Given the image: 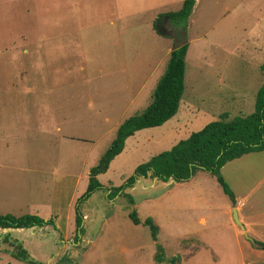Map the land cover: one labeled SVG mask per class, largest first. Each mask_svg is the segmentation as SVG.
I'll return each mask as SVG.
<instances>
[{"label": "rangeland", "instance_id": "obj_1", "mask_svg": "<svg viewBox=\"0 0 264 264\" xmlns=\"http://www.w3.org/2000/svg\"><path fill=\"white\" fill-rule=\"evenodd\" d=\"M181 3L0 0V215L52 220L0 229V264H172L155 260L156 243L174 264H229L213 253L232 233L230 216L234 223L215 176L198 169L164 181L135 168L223 112L231 119L254 111L264 84V0H197L184 27L165 20ZM162 21L166 35L156 30ZM183 42L175 117L128 137L86 196L118 125L151 103L168 51ZM176 117L186 124L173 125ZM220 173L237 195L264 179V150ZM146 217L158 226L156 241ZM190 232L211 245L185 258L198 243Z\"/></svg>", "mask_w": 264, "mask_h": 264}, {"label": "trees", "instance_id": "obj_2", "mask_svg": "<svg viewBox=\"0 0 264 264\" xmlns=\"http://www.w3.org/2000/svg\"><path fill=\"white\" fill-rule=\"evenodd\" d=\"M196 0H183L180 9L170 12L165 20L170 19L186 26ZM162 21L156 30L167 34ZM184 29V28H183ZM188 43L183 42L173 47L169 53L163 74L157 82L152 94L151 103L139 115L125 119L116 130V135L109 148L101 157L99 165L91 170V177L86 190V196L95 187L99 186L96 175L108 168L109 162L118 155L127 137L136 131L149 127L162 125L172 118L178 111L179 101L184 91L185 56ZM264 71V63L260 66ZM264 150V84L259 88L255 97L254 111L248 115L229 118L228 112L219 114L218 118L205 124L201 129L191 132L187 137L180 139L170 149L161 151L152 156L147 162L135 168V175H150L163 179L173 178L176 181L189 179L198 169H205L215 176L223 192L235 202L234 193L220 173L221 167L230 160L238 158L245 153ZM135 175L129 177L125 185H131ZM119 186L116 190H121ZM115 194V193H114ZM85 195V194H84ZM135 224L141 222L135 210L129 214ZM78 227L80 219L76 217ZM36 215L26 214L14 216L12 214L0 215V228H27L42 226L51 223ZM150 232L152 239L157 240L158 226L151 217L143 221ZM157 244L155 260L157 262L174 260L164 256L163 248ZM264 249V243L260 244Z\"/></svg>", "mask_w": 264, "mask_h": 264}, {"label": "crops", "instance_id": "obj_3", "mask_svg": "<svg viewBox=\"0 0 264 264\" xmlns=\"http://www.w3.org/2000/svg\"><path fill=\"white\" fill-rule=\"evenodd\" d=\"M196 2L197 0L195 1L194 7L196 6ZM188 48H189V44H188ZM170 51L171 49L168 51L167 54L168 57ZM261 71L264 72L263 70ZM189 112H190V105L186 106V111L182 115L183 116L182 119H184L186 114H188ZM180 121L181 120H179V118L176 117L175 120L173 121V125L178 124ZM166 122H168V120ZM166 122H164L163 124H165ZM180 123H181V127L186 124L184 123V121ZM251 153L252 152L245 153L238 158H241L243 156H248ZM228 162L229 161H227L221 167V171ZM253 173L254 170H251L252 175ZM263 180L264 179H260L249 187L247 186L242 187V189L239 192H237V195H234L235 202L232 203V201H230V205L227 204L228 207H226V209L224 210L225 214L226 213L230 214L232 212V208H235V210L237 211V216L241 221V223L243 224L247 234L256 242L255 244H253L251 241L247 240L243 236L242 230L239 229L240 227L235 222L233 223L230 216L228 222L229 224L225 223L224 226L226 229L232 231V233L229 236L224 234L220 236V243H219L220 252L218 250V247L217 248L215 247L213 249L215 250L213 252L215 256L218 257V255H220L222 257V260H226L225 262L229 264H264V249L260 245L261 243H264V187H261ZM199 221L201 223L204 222V217L201 216ZM0 229L3 232H8V231H12L13 228H10L9 230L5 228H0ZM16 229L19 230L18 228ZM190 234L194 236L195 241L198 243H196V245L194 244L190 245L191 248L193 249L188 255L185 256V258H188L191 255L196 254L199 250L203 248L210 249V245H211L210 242L204 241L203 237L201 238L195 232H190ZM2 235H4V233ZM213 250L211 248V251Z\"/></svg>", "mask_w": 264, "mask_h": 264}, {"label": "water", "instance_id": "obj_4", "mask_svg": "<svg viewBox=\"0 0 264 264\" xmlns=\"http://www.w3.org/2000/svg\"><path fill=\"white\" fill-rule=\"evenodd\" d=\"M232 218L234 220V222L240 227V229L243 232V236L251 241L253 244H255L256 242L247 234L243 224L241 223V221L239 220L238 216H237V211L235 210V208H232ZM7 230H9V228H6Z\"/></svg>", "mask_w": 264, "mask_h": 264}]
</instances>
